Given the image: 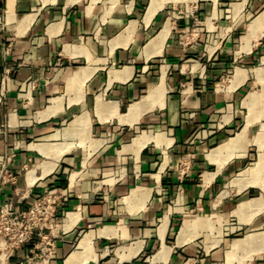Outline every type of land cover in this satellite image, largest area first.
I'll list each match as a JSON object with an SVG mask.
<instances>
[{
	"label": "crops",
	"instance_id": "1",
	"mask_svg": "<svg viewBox=\"0 0 264 264\" xmlns=\"http://www.w3.org/2000/svg\"><path fill=\"white\" fill-rule=\"evenodd\" d=\"M2 164L45 264H264V0H0Z\"/></svg>",
	"mask_w": 264,
	"mask_h": 264
},
{
	"label": "built area",
	"instance_id": "2",
	"mask_svg": "<svg viewBox=\"0 0 264 264\" xmlns=\"http://www.w3.org/2000/svg\"><path fill=\"white\" fill-rule=\"evenodd\" d=\"M15 177L14 172L7 169L5 164L0 166V185L14 182ZM61 200L62 197L53 189L39 193L25 206H20L23 199L7 198L0 206V258L25 244H32L29 253L17 264H45L54 252L55 236L49 238V234L43 231L48 222L51 225L57 224V207Z\"/></svg>",
	"mask_w": 264,
	"mask_h": 264
},
{
	"label": "rangeland",
	"instance_id": "3",
	"mask_svg": "<svg viewBox=\"0 0 264 264\" xmlns=\"http://www.w3.org/2000/svg\"><path fill=\"white\" fill-rule=\"evenodd\" d=\"M38 217V216H37ZM37 219V218H36ZM37 220H39V219H37ZM42 221V220H41ZM43 222V221H42ZM56 223H57V220H56ZM55 232L57 233V231H56V224H50L49 222H48V224H47V227H44V231H43V233H45V234H49V238L53 235V234H55ZM234 237H237V235L236 236H234ZM47 240V239H46ZM196 243H197V245H196V247H197V249H196V252H197V255L198 256H200L201 255V253L203 252L202 250H203V245H202V242H201V239L199 238V239H197L196 240ZM200 252V253H199Z\"/></svg>",
	"mask_w": 264,
	"mask_h": 264
},
{
	"label": "bare ground",
	"instance_id": "4",
	"mask_svg": "<svg viewBox=\"0 0 264 264\" xmlns=\"http://www.w3.org/2000/svg\"><path fill=\"white\" fill-rule=\"evenodd\" d=\"M190 225H191V223L189 221H185V223L183 224V226L181 228L180 238L190 228ZM167 252H169V251H167Z\"/></svg>",
	"mask_w": 264,
	"mask_h": 264
}]
</instances>
